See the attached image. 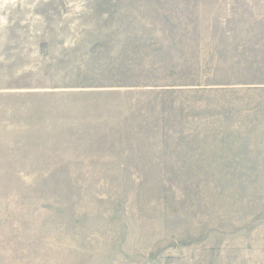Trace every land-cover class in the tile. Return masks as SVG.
<instances>
[{"label": "rangeland", "instance_id": "obj_1", "mask_svg": "<svg viewBox=\"0 0 264 264\" xmlns=\"http://www.w3.org/2000/svg\"><path fill=\"white\" fill-rule=\"evenodd\" d=\"M0 264H264V0H0Z\"/></svg>", "mask_w": 264, "mask_h": 264}]
</instances>
